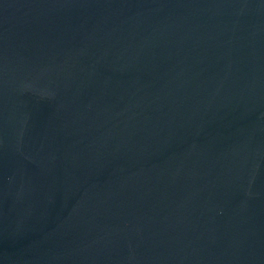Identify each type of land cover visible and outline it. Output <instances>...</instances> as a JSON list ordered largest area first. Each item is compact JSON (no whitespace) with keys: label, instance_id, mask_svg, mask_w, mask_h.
I'll return each instance as SVG.
<instances>
[{"label":"water","instance_id":"1","mask_svg":"<svg viewBox=\"0 0 264 264\" xmlns=\"http://www.w3.org/2000/svg\"><path fill=\"white\" fill-rule=\"evenodd\" d=\"M0 264H264V0H0Z\"/></svg>","mask_w":264,"mask_h":264}]
</instances>
